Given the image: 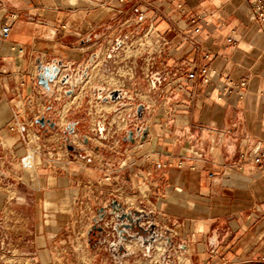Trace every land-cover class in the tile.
Returning a JSON list of instances; mask_svg holds the SVG:
<instances>
[{
    "label": "crops",
    "instance_id": "1",
    "mask_svg": "<svg viewBox=\"0 0 264 264\" xmlns=\"http://www.w3.org/2000/svg\"><path fill=\"white\" fill-rule=\"evenodd\" d=\"M0 23L11 28L0 38V264H102L105 251L125 264L113 250L119 237L105 247L83 236L109 201L75 187L77 162L52 158L57 140L64 148L59 130L35 122L79 114V95L89 86L93 95L96 71L130 37L136 59L118 51L143 70L134 81L145 110L131 119L146 139L128 143L124 156L140 164L155 230L169 233L187 264H264V172L251 161L264 151V31L248 0H0ZM99 51L67 97L61 79ZM39 60L63 64L54 95L38 85ZM202 67L208 83L187 78ZM242 80L246 88L235 87ZM128 244L137 246L132 256L151 253L141 240Z\"/></svg>",
    "mask_w": 264,
    "mask_h": 264
},
{
    "label": "rangeland",
    "instance_id": "2",
    "mask_svg": "<svg viewBox=\"0 0 264 264\" xmlns=\"http://www.w3.org/2000/svg\"><path fill=\"white\" fill-rule=\"evenodd\" d=\"M132 39V37L130 39L124 38V44L121 47L127 50L126 56L131 61L137 57L133 51L134 47L131 46ZM115 50L111 66L109 68H100L96 71L100 79L99 86L106 88L107 91L115 89L130 91L132 94L138 96V99L136 97V102L134 103L139 104L142 100L146 99V96L139 92V86L134 80L139 75L142 76L140 73L143 70L139 69L138 66L135 68L131 62H124L122 54L118 51L119 49L116 48ZM89 87V91L85 92L84 89L82 95H79L81 98L79 101L81 112L79 114L72 113L67 116L64 112L61 116L52 117V120H55L59 126L58 136L61 138L62 145L64 142L68 143V141H65V137H67L76 145L77 149L80 148L83 151L79 153L76 150L73 152L74 156L71 157L68 150L62 148L57 140V150H52V158L54 160L57 159L61 167L63 166L61 162L64 160L67 162L71 160L77 162L74 169L81 171L83 175L79 176V179L75 182V187L93 190L94 192L98 191L99 194H103L102 197L99 196L100 199L103 198L104 202L106 200L109 201L104 212H97L96 219H98L95 221L94 226L90 228V233L83 234V236L87 237L95 236L99 243L101 241L107 247L106 239H114V237L117 238L120 235L115 226L121 224V221L113 214V202L118 201L121 204L120 210L122 212L131 213L133 217H136V212L152 215L150 214V210L153 209V198L148 195L149 187L138 176V170L140 169L139 162H136L133 156L131 158L124 156L127 144L122 141V137L125 131L130 128L128 114L130 113L132 119L136 121V107L128 105L122 108L120 107V103L106 104L96 99L92 95V86ZM70 130H74L72 134L69 133ZM64 132H67V134L64 135ZM85 140H87V143ZM150 179L148 182L151 181ZM144 198H146L149 205L141 203V200ZM112 200L114 201L112 202ZM124 222H128L127 219ZM154 222L150 216L141 220L144 228H147ZM100 228L102 230H99ZM159 230V233L162 235H169L162 227ZM139 231L137 227L127 230L128 235L131 236H135ZM141 233L143 236H148V233ZM131 240H134V238ZM156 243H159L157 245L158 248L154 249ZM115 245L113 250H115L116 257L120 259L126 257L125 264H187L183 260L181 252L177 251L176 253L173 246L168 244L166 238L155 241L150 249L145 245L146 250H151V253L147 254V257L143 259L140 258L137 252L133 256V253L124 254L125 251L120 250L118 243ZM123 247L128 252L129 249H137L136 245L128 244L126 248L125 245ZM118 253H121V255H118ZM112 255L108 256L105 251L104 255H101V259H105L102 261V264H121L117 260H114ZM108 257L110 258L109 261H107Z\"/></svg>",
    "mask_w": 264,
    "mask_h": 264
},
{
    "label": "water",
    "instance_id": "3",
    "mask_svg": "<svg viewBox=\"0 0 264 264\" xmlns=\"http://www.w3.org/2000/svg\"><path fill=\"white\" fill-rule=\"evenodd\" d=\"M87 41H90V38L87 39ZM124 42L121 39H118L116 41V48L120 49L123 46ZM101 52L95 53L89 61V64L86 66V68L83 71H78L76 74V77L73 78V72L70 70V74L64 76L60 83L63 86H69V90L65 91V95L67 97H73L76 93V90L80 88V86L84 83L86 79L90 76L89 71L91 67L100 59ZM63 64L62 62L58 60H54L51 62V64L44 65L41 63V61H38V73H37V82L38 85L48 94L54 95L55 89L58 86V80L59 75L62 71ZM93 95L96 97V99L106 103V104H116L120 103V107L125 108L128 105L135 106V113L136 118L141 121L145 105L142 103L135 104L136 97L134 94H132L130 91L122 90V89H115V90H109L107 91L106 88L95 86L93 88ZM54 103L48 107V111L53 110ZM131 116H128V121L130 123V128L125 131L122 141L125 144L132 143L134 144L137 139L145 140L146 139V131L141 130V128L133 127L134 121H132ZM53 114L50 113L48 116L44 115L36 120V125L40 127V129L43 132H48L49 130L57 131L59 129V126L55 120H52ZM74 130H70V134L73 133ZM67 132H64V135H66ZM65 141L68 143L66 144L64 142L63 147L68 150V152L73 154L74 151L78 150L79 153H81L83 150L76 147V145L70 141L67 137H65ZM87 143V140H85ZM112 207L114 209L113 214L116 215V218L121 221V224L116 225V230L118 231L119 238H118V245L120 247V250L125 251V253H128V251L124 250V247L122 245V241L124 240H131V239H138L141 240L143 245L150 249L151 246L155 241H158L160 239L166 238L168 244H170L169 237H166L162 234H159L155 229L156 226L154 223L150 224L147 228H144L141 226V220L142 218H148L149 215L145 213H139L136 212L135 216L133 217L132 214L124 213L120 210L121 204L118 201H114L112 204ZM104 212V209L102 210ZM125 219H127L128 222H124ZM120 227H122L120 229ZM139 228V232L135 236L128 235L127 230L128 229H134ZM99 230H102L100 228ZM148 233V236L141 235L142 233Z\"/></svg>",
    "mask_w": 264,
    "mask_h": 264
},
{
    "label": "built area",
    "instance_id": "4",
    "mask_svg": "<svg viewBox=\"0 0 264 264\" xmlns=\"http://www.w3.org/2000/svg\"><path fill=\"white\" fill-rule=\"evenodd\" d=\"M248 2L251 5L252 12L254 14V17L257 21V23L260 25L262 30L264 31V0H248ZM143 16L140 14V17ZM192 23L194 24V32L199 33L201 31L200 27L197 26V20H193ZM11 28L9 25H6L4 23H0V38L1 39H7L10 36ZM124 42V40H122ZM229 43H233V39L228 40ZM205 58H208V56H205ZM209 69L208 67H202L196 70H192L188 75L187 78L190 80L201 78L203 83L209 82ZM247 86V81L242 80L240 83L236 84L235 87H238L240 89H244ZM229 88L226 87L225 90H228ZM230 90V89H229ZM252 163L261 171L264 172V151L260 152L259 155L253 157L251 159Z\"/></svg>",
    "mask_w": 264,
    "mask_h": 264
}]
</instances>
